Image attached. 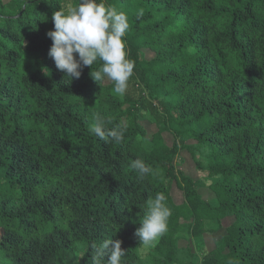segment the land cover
I'll return each instance as SVG.
<instances>
[{
    "label": "trees",
    "instance_id": "obj_1",
    "mask_svg": "<svg viewBox=\"0 0 264 264\" xmlns=\"http://www.w3.org/2000/svg\"><path fill=\"white\" fill-rule=\"evenodd\" d=\"M78 2L0 0V264H93L91 245L107 239L122 241V264H264V0H106L130 24L124 95L91 78L101 61L69 82L49 55L53 12ZM96 113L107 129L126 125L121 142L89 131ZM183 147L206 158L213 200L176 168ZM137 159L157 175L141 177ZM158 193L172 215L143 255L135 232ZM227 217L211 252L204 234ZM186 233L201 261L179 246Z\"/></svg>",
    "mask_w": 264,
    "mask_h": 264
},
{
    "label": "clouds",
    "instance_id": "obj_2",
    "mask_svg": "<svg viewBox=\"0 0 264 264\" xmlns=\"http://www.w3.org/2000/svg\"><path fill=\"white\" fill-rule=\"evenodd\" d=\"M54 30L47 33L52 40L49 55L53 58L57 70L70 78L78 79L84 67H90L101 61V67L91 71V78L99 82L105 79L112 82L113 91L124 95L130 78L134 75L135 61L129 58L125 36L130 24L127 13L107 4L106 0H79L53 12ZM106 121L99 113L94 114L89 131L100 139L111 138L115 142L124 139L126 125L107 129ZM132 168L141 177L151 174L152 168L141 159L132 163ZM172 215L166 203L164 193H158L147 201V214L135 235L145 246L151 245L168 229V220ZM119 239H107L101 244L93 243V264H122L126 251Z\"/></svg>",
    "mask_w": 264,
    "mask_h": 264
},
{
    "label": "rangeland",
    "instance_id": "obj_3",
    "mask_svg": "<svg viewBox=\"0 0 264 264\" xmlns=\"http://www.w3.org/2000/svg\"><path fill=\"white\" fill-rule=\"evenodd\" d=\"M6 2L9 0H5ZM145 57L148 59V61L152 60L155 57V54L150 51L145 50ZM105 82L107 84H111L112 82H109L105 79ZM157 105H159L158 101H155ZM140 123L144 126L148 139L151 140L152 136L158 133L159 128L157 127L156 123L154 122L152 116L148 113L147 117L140 120ZM163 138L166 144L172 146L174 144L175 138L169 131H163ZM187 144L194 145L195 142L193 140H190L187 142ZM192 147V146H191ZM191 147H183L180 149L178 155L175 157V166L179 170H182L186 175L192 177L196 181L203 182L201 186L198 189L199 194L202 195V197L205 200H213L214 193L209 187V184L213 181H216L217 179H209L207 178V175L203 173V170L198 168L197 161L200 160L204 165H206V158L202 156L200 153L196 152V156L193 155V151L195 152L194 148ZM172 195L173 199L176 204H182L186 201L185 193L183 189H181L177 183L175 182L172 186ZM234 217H227L222 220V226L220 229L215 230L213 232H208L204 234V240L205 245L208 248L209 251L213 252L216 250L217 247V241L222 239L228 232V227L234 222ZM181 223L183 225L191 226L193 224L192 218H182ZM155 245V241L149 245L145 246L142 253L143 255L147 254V252L153 248ZM179 246L182 248H190L196 256L199 258V260H202V255L199 250V247L197 246V243L195 239L188 233H186L179 241Z\"/></svg>",
    "mask_w": 264,
    "mask_h": 264
}]
</instances>
